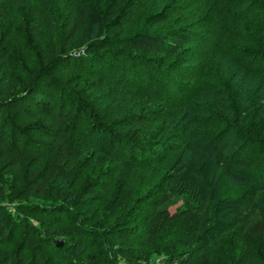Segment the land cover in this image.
Returning a JSON list of instances; mask_svg holds the SVG:
<instances>
[{
  "label": "trees",
  "instance_id": "1",
  "mask_svg": "<svg viewBox=\"0 0 264 264\" xmlns=\"http://www.w3.org/2000/svg\"><path fill=\"white\" fill-rule=\"evenodd\" d=\"M112 1L134 6V0H110L108 6L103 0H0V159L2 151L15 152L16 162L28 153L45 155L43 137L53 138L49 147L56 158L48 168L25 171L16 190L0 172V201L30 200L17 208L22 215L0 203V264H29L32 248L54 255L64 243L69 252L49 256V264H150L154 253L167 254L160 264H264V0H145L162 4L131 15L134 20L124 26ZM57 3L65 21L60 42L52 34ZM10 51L21 52L29 66L11 70ZM62 72L100 76L103 89L86 96L87 87H71ZM113 90L117 96L110 97L109 108L96 104ZM40 115L57 125V137L53 128L31 123ZM145 122L174 131L180 142L159 131L154 140L151 130L140 140L137 129L116 130ZM77 134L87 138L93 154L138 163L143 192L137 200L153 209L147 236L136 234V215L123 207L125 170L114 172L113 187H102L98 174L85 176L82 162L69 163L66 157L82 155ZM158 144H167L165 154L159 149V157H146ZM75 177L78 190L69 186ZM52 193L74 205L96 200L102 214L86 226L63 204V213L72 216L71 235L63 231V220L49 230V221L37 216L36 199ZM181 200L199 214L194 233H179L169 217V207ZM24 214L42 228L29 223L24 229ZM102 221L110 223L103 231ZM114 228L116 237L102 235ZM175 231L172 240L158 241ZM221 235L213 260L199 254L213 249ZM18 238L26 247L16 254ZM61 238L66 241L57 246Z\"/></svg>",
  "mask_w": 264,
  "mask_h": 264
},
{
  "label": "rangeland",
  "instance_id": "2",
  "mask_svg": "<svg viewBox=\"0 0 264 264\" xmlns=\"http://www.w3.org/2000/svg\"><path fill=\"white\" fill-rule=\"evenodd\" d=\"M109 1L110 0H103V2L106 4V6L109 5ZM113 6L116 8H118L121 12V19H120V24L122 26H124V24L130 23L131 21L134 20V18H130L131 15L134 14V17L136 16V14H138L140 11H147L150 7H156V8H160L161 4L163 3H157L156 5H153L152 3L146 2L145 0L143 2H141V0H134L133 4L134 6L132 7L130 4H125L121 1H112ZM60 3H57L55 6L56 8H54L52 10V15L51 18L49 16V14L47 15L49 17V19H51V21L53 22V24H55L56 29L55 31L52 32V34L54 35V37L56 36L57 39H59V42L61 41L60 36L65 32V29L61 27V25H63L65 23V21L61 18V6H59ZM46 16V15H44ZM164 21H160L158 23V26L161 27L163 26ZM51 34V35H52ZM42 36L45 38V36L42 34ZM75 40H77V42L79 41V37L75 38ZM76 42V43H77ZM6 62L8 64V67L12 70L13 68H15L16 66L18 67H28L29 63L27 62L25 56L20 52L18 55L16 53H11V51L7 54L6 57ZM6 74H8L7 72H5ZM13 75H15V73L13 72ZM58 77V76H57ZM59 77L63 78L65 77L66 80H69L71 87H74V85L78 84L80 87L85 88L87 87V92H86V96H92V92L94 91L95 94H100L101 90L103 89V87L101 86L104 79H100V80H96L97 78H99L100 76H90L85 74L84 72L82 73H73V72H67V73H61L59 75ZM55 80V78H54ZM58 80V79H57ZM96 80V81H95ZM102 97L100 99H98L96 104H103V107L109 108V104L112 103V100L114 98H110L111 96H117V93L113 90L111 92H107L104 95H101ZM31 109V108H29ZM33 112H37L35 110H33ZM38 118H35L32 120L31 123L34 124H38V125H46L49 128H53V133H54V137H57V125L55 123H53L52 120L48 119L47 116L45 115H40L37 116ZM150 122H145L141 125L134 123L132 125H130L127 128H121V129H117L118 133L121 132H125V133H136V129L137 132H139V136L138 138L141 140V137L146 138V134L148 130H151V132L149 133V136H151V138L154 140L155 138H158V131L161 134H164L165 137L167 136H171V139L173 141H175V143L180 142V137L177 133H175L174 131H171L170 133H166L165 128L162 126L161 129L160 128V124L157 126V128L155 129L152 125V127L150 126ZM159 129V130H158ZM42 132V131H39ZM138 134V133H137ZM76 137H79L77 142L80 145V151H82V155L78 156L77 158L74 157H66L68 158V160H70V164H74L76 160H78L79 162H82L84 167L83 169L87 168V171L85 172V176H90L92 174H98L99 176H101L102 178H100V180H98V183L101 184L102 187H106L107 183L113 187V185L115 184V177H114V172H119L121 169L125 170L127 177L129 179H127V183L123 188L124 191V198H123V207L125 208V210H129L130 208H132L133 211H131V213H135L136 216H134L133 218V227L135 228L136 234H138L140 236V238H143V235L147 236V228L149 226V219H150V214L152 213L153 209L151 207H149L146 203H144V199L140 198L139 200H137L142 192H143V187H142V182L143 180H141V177L138 175V173L136 172V168L138 166L137 162H131L129 158H121V159H114V158H110L107 155H103L104 153L101 152H97L96 154H93V152L90 151V149L94 150L93 148L89 147V145H86L85 141L83 139H87L86 137H83L81 135H76ZM51 140H53V138L51 137H43L40 139V144H42V141H44V146L41 145V147L43 148V152H45V155H42L41 152L39 153H35L33 155H31L30 153H28V156L25 157H21L24 158L23 161H14L16 158V153L15 152H9V151H2V158L0 159V172L3 174V178L5 180V184L7 185L8 188H10L11 190L15 188L18 189L19 187H21V185L19 184V182H21L22 177H23V173L26 171L27 173H33V172H37L38 170L42 169V168H48L50 163L52 161H56L55 159V154H53V149H51V147H49L51 145ZM166 141V140H165ZM157 143V142H156ZM172 144V143H171ZM4 146H6V144H4ZM86 146V147H85ZM167 144H158L157 148H154L151 150V152H149L146 157L148 156H153L152 158L154 159V155L157 153V157L160 156V150H161V155L165 154L166 151V147ZM90 149H88V148ZM39 148V149H42ZM160 149V150H159ZM1 150V149H0ZM44 156L45 158H40ZM40 158L42 159L38 164L35 163V161H33L34 159ZM124 159V160H122ZM155 162V160L151 161V163ZM88 166V167H87ZM125 169H124V168ZM78 174H80V171L78 172ZM112 174V176H111ZM78 178L75 177L74 180H72L73 182H71L69 184V186H71V188H73L74 190H78L81 186V183L77 180ZM18 184V185H17ZM41 200V201H39ZM30 201V200H29ZM28 200H19V201H0V203H5L9 205V208L14 212V214H23L21 212L17 211V208L20 206H24L26 202H29ZM36 201H38V203H41V209L39 210V213L37 214V216H41L43 218V220L45 221H49L48 225L46 224V227L48 226V229L50 230L52 227H55L54 223L59 221V220H63L62 224H66L65 228L63 229V231H65L66 234H69V232L72 230L71 228V221L69 222V220H72V216L69 218V214L68 213H63V206L68 205V207H71L72 210H74V213H76L77 216H79L80 218H83V222L85 223L86 226H90L93 222L98 220V215H101V207L100 204L96 201V200H92L91 203L89 204H70V203H63L62 201H67L65 200V197L63 195H59V194H55L52 193L51 197L49 199H36ZM35 201V202H36ZM66 204V205H63ZM249 205V203H248ZM247 205V206H248ZM55 206V207H53ZM187 209V211L182 214L185 210ZM46 211V215L44 212ZM35 214L36 213H32ZM41 214V215H40ZM44 214V216L42 215ZM169 214H170V218L174 219V224L176 222V227L179 233H194V231L196 230V224H197V220L199 217V214L194 212L193 210L189 209V205L187 204V201L185 200H181L179 201L177 204L169 207ZM176 214H181L179 215L177 218H173ZM49 218H48V217ZM254 214L252 215H248V218H253ZM69 218V220L67 219ZM40 220V219H39ZM176 220V221H175ZM22 223L25 226L24 229H28L30 224L29 223H33L36 226H39L42 228V223L40 221H38L37 219H35L32 216H29L27 214H24L22 216ZM101 226H100V230L103 231L104 228H107L110 226V223H108L107 221H102L101 222ZM170 223V222H168ZM57 226H60L59 224H56ZM56 226V230L59 229V227ZM40 228V229H41ZM89 228V227H88ZM42 230V229H41ZM41 232H38V235ZM177 232H173L170 235H166V236H162L159 237L158 241H162V240H166V239H170L172 240V238L174 236H176ZM71 235V234H69ZM102 235H105L108 239H112L114 237H116L117 235H119L118 233V229H113V230H109L106 233H103ZM224 239L223 236L221 235L217 240L218 243H215L212 247L213 249L209 250V251H200L199 254H206L208 253V259L209 260H213L216 253L218 251L221 250L222 245L221 240ZM19 242L16 243V245L13 246V248L16 247V249H14V251L16 252V254L25 251V246L20 247V245L23 243L21 240L22 238H18ZM32 242H35L33 240V238H31ZM65 242L66 239L61 238L59 242ZM126 241L130 242L131 244H133V239H126ZM226 242V241H225ZM224 242V243H225ZM57 243V241L55 242ZM97 243V241H96ZM113 243V242H112ZM140 243H142V241H140ZM117 244V243H116ZM145 245L148 246L147 243H144ZM71 245H68L66 243L63 244V251L59 252V251H53L54 255H49L48 252H45V250H41V251H36L34 252L32 248L30 251V258L27 257V261L29 264H33V261L35 259H37L38 261H40V264H49L50 261H53L51 259H49V256H51L53 259H59L60 257H64L67 254V251L69 250V247ZM115 246V243L114 245ZM142 248V247H141ZM33 251V254L31 253ZM69 252V251H68ZM83 252L85 253V255L90 254L91 251H87L84 250L83 248ZM166 255H156L155 253L151 255L150 257V264L153 263H157L160 264L162 262L165 261L166 259ZM90 256V255H88ZM120 259V258H119ZM118 259V260H119ZM116 262V260H115ZM112 263V264H115ZM116 264H134V263H130V262H125L124 260H119Z\"/></svg>",
  "mask_w": 264,
  "mask_h": 264
},
{
  "label": "water",
  "instance_id": "3",
  "mask_svg": "<svg viewBox=\"0 0 264 264\" xmlns=\"http://www.w3.org/2000/svg\"><path fill=\"white\" fill-rule=\"evenodd\" d=\"M62 242L57 243V246H61Z\"/></svg>",
  "mask_w": 264,
  "mask_h": 264
},
{
  "label": "built area",
  "instance_id": "4",
  "mask_svg": "<svg viewBox=\"0 0 264 264\" xmlns=\"http://www.w3.org/2000/svg\"><path fill=\"white\" fill-rule=\"evenodd\" d=\"M134 264H142V263H134Z\"/></svg>",
  "mask_w": 264,
  "mask_h": 264
}]
</instances>
